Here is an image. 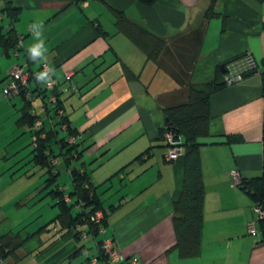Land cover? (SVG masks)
<instances>
[{"label": "crops", "instance_id": "crops-1", "mask_svg": "<svg viewBox=\"0 0 264 264\" xmlns=\"http://www.w3.org/2000/svg\"><path fill=\"white\" fill-rule=\"evenodd\" d=\"M7 1L19 9L15 29L23 36L22 47L35 42L29 28L42 21L46 66L54 68V79L61 87L75 88L74 92L61 91L60 97L73 125L86 132L88 145L84 143L82 157L120 154L111 175L118 179L121 194L107 204L102 201L105 208L116 207L108 211L104 235L126 256L121 264H130L133 257L138 264H264L260 231L250 236L246 229L255 217L254 203L233 181L234 173L248 178L262 172L264 96L260 75L246 76L210 98L208 139L218 143L200 147L204 184L200 252L180 257L174 247L173 201L180 193L183 159L164 160L166 147L157 140L164 115L139 78L125 74L126 69L144 82L152 76L150 90L161 92L165 86L185 89L190 83L211 81L220 64L246 53L260 65L264 60V2L216 0L213 9L218 14L207 18L210 0H157L152 4L84 0L78 5L69 3L71 0ZM116 10L164 41L154 76L145 52L117 31ZM15 55L5 54L0 45V82L11 66L24 65L25 59ZM67 72L71 73L69 82L64 81ZM65 92L75 98L64 99ZM16 101L14 97L5 100L0 88V127L11 115V104L16 108ZM67 102L74 113L66 108ZM226 135H238L240 140L227 143ZM4 137L0 130V139ZM150 146V155L136 160ZM7 151L0 146L1 157ZM111 187L116 184L111 182ZM69 240L70 250L80 245L71 235L60 239ZM19 250L24 251V245ZM14 261L8 257L0 264Z\"/></svg>", "mask_w": 264, "mask_h": 264}, {"label": "trees", "instance_id": "trees-1", "mask_svg": "<svg viewBox=\"0 0 264 264\" xmlns=\"http://www.w3.org/2000/svg\"><path fill=\"white\" fill-rule=\"evenodd\" d=\"M2 1L0 20L2 17H6L7 23L4 25L0 24V45L5 54L17 51V54L15 55L14 53V55H20L25 59L22 66L25 67L29 74L27 85L20 88L19 93L15 95L22 100L20 115H18L16 123L19 126H27L32 136H36L35 145H33V142L31 143V156L35 165L45 168L44 173L47 176L44 181L45 187L50 188L49 194L56 200L55 204L58 208V213L54 217V223L56 224V231L59 232L58 238L61 239L71 235L73 242L76 243L82 240L83 235H85V239L90 235L95 241L97 252L91 254L83 242L74 248L72 255H85L87 264H91V259L93 258L97 260V263L111 264L102 249L103 240L111 238L106 237L105 233L99 237L98 228L101 226L106 230L108 211H112L116 207L109 206L105 208L100 198L101 194L97 192L96 186L91 181L90 173L85 168L73 167L69 169L71 188L67 189L57 182L59 170L56 168V163L55 165L52 163V159L55 161L56 156L61 155L66 166L69 167L72 158H80L85 149L83 143L85 142V132H80L66 114L63 100L60 97L61 93H63L61 92L63 91L61 84L52 90H48L34 80L33 74L42 70V64L39 63L38 67L33 69L31 66L34 63L28 60L25 49L23 47L17 49L18 42L23 39V36L17 34L15 29L19 9L7 0ZM82 1L84 0H71L69 3L78 5ZM136 1L152 4L157 0ZM256 1L264 2V0ZM215 2L216 0H210L209 8L205 11L207 18L218 14L213 9ZM114 23L117 31L124 33L145 52L150 72L154 76V73L158 71L156 61L164 41L145 28L131 22L121 11H115ZM99 34L104 35L102 31H99ZM243 56L244 54L234 58L225 63V66L240 62L239 60ZM225 70L226 68L222 72L220 66H218L215 70L214 78L205 83H190L185 89L165 86L166 89L164 91L156 92L155 90L154 92L150 90L152 76L147 82H144L139 75L133 76L125 69V74L128 77L139 78L145 91L155 98L157 106L164 115L165 124L159 129L157 140L167 147L164 134L172 132L175 137L181 138L182 141L184 153L181 157L183 159L181 188L178 197L173 201V228L176 238L174 247L180 257H192L200 252L204 195L200 147L207 143H218L213 141L212 138L208 139L211 119L209 103L214 93L227 86L224 82ZM255 73L260 75L261 92L262 96H264V60L261 61L260 65L257 64V68H248L243 71L242 75L246 77ZM27 94L30 97H27ZM49 94L56 96V106L53 109L46 102ZM35 97L41 99L42 108L49 118H43V124L39 129L33 128L39 115L37 112L31 113V110L36 111L33 106ZM59 110L62 113H59ZM62 125L65 126L64 129L61 128ZM41 133H44L43 137L40 136ZM59 133L63 135L60 136ZM71 137L75 138V142H69ZM224 140L227 143H233L238 142L240 137L238 135H226ZM262 142H264V125H262ZM55 147L58 148V153H56ZM152 149L153 146L145 149L136 157V160L143 161L144 156L147 158ZM236 186L251 197L254 205L264 207V164H262L260 175L240 178V182ZM66 195L69 197L68 201L65 200ZM98 211H101L103 216L100 222L96 223L92 221V217ZM258 231L261 233V241H264V220L258 222ZM26 239L27 237H23L20 231H10L0 235V261L8 257H14L15 264L16 259H18L16 251L24 245ZM111 240L113 241V239ZM113 246L117 247L114 243Z\"/></svg>", "mask_w": 264, "mask_h": 264}, {"label": "rangeland", "instance_id": "rangeland-1", "mask_svg": "<svg viewBox=\"0 0 264 264\" xmlns=\"http://www.w3.org/2000/svg\"><path fill=\"white\" fill-rule=\"evenodd\" d=\"M2 4L3 1L0 0V7ZM6 19V17H2L0 24L4 25L7 22ZM0 88L2 91L1 82ZM73 95L68 92L62 94L66 100L71 97L72 99L75 98ZM3 97L8 100V97ZM14 98L18 101L21 100L18 96H14ZM18 101H16V108L12 107L11 104V115L4 120V125L0 127V130L5 132L4 139H0V146L6 147L8 150L4 153V157L0 156V235L10 231H20L23 237H27L24 243L25 250L18 249L16 251L17 264H87L85 255H72L73 250H70L68 246L72 245V241L61 242L58 238L59 232L56 231V224L54 223V217L58 213L56 200L49 194L50 188L45 187L44 181L47 177L44 173L45 168L35 165L32 160L31 143L33 136L29 128L19 126L16 123L18 116L15 113L20 115L22 106V101L20 103ZM41 103L40 98L35 97L33 100V106L38 115L43 114ZM67 103L68 111L74 113L73 110H69L71 104ZM74 115H72L73 121ZM76 128L80 129L79 127ZM59 135L63 134L59 133ZM85 135L88 136L89 132L87 131ZM55 151L58 153V148L55 147ZM119 155L118 153L113 154V152L109 153L108 156L98 154L91 158H85L81 155L78 159L72 158L69 167L66 166L63 156L58 155L55 158L56 168L59 170L57 182L70 189L69 169L84 167L90 173L91 181L96 186L98 193L101 194L102 200H105V204H107L112 197L116 198L115 196L120 193L117 191L118 179H112L113 176L111 175L116 169L115 163L118 161ZM83 162L85 163L84 166L82 165ZM52 163L55 165L54 162ZM111 182L116 184V188L111 187ZM102 235L99 234V237ZM83 242L91 254L97 252L92 236L89 235V239L77 241L78 244Z\"/></svg>", "mask_w": 264, "mask_h": 264}, {"label": "built area", "instance_id": "built-area-1", "mask_svg": "<svg viewBox=\"0 0 264 264\" xmlns=\"http://www.w3.org/2000/svg\"><path fill=\"white\" fill-rule=\"evenodd\" d=\"M22 40H20L17 44V49L22 48ZM17 54V51L14 52ZM240 62L231 63L225 66V74H224V82L227 84V86L238 83L241 81L244 77L242 75V72L247 70L248 68H257V63L253 59V57L250 54H244ZM47 67L45 64H42V70ZM71 77V73L67 72L64 74V81L69 82ZM29 74L28 71L25 69L24 66L19 64H14L10 67L8 70L6 78L2 81V94L5 97L12 98L13 96L17 95L20 91V88L24 87L28 83ZM59 84L58 81H56L53 77V83L49 86H45L46 89L52 90ZM63 91L68 92H74L75 88L71 85H67L63 88ZM27 97H30L27 94ZM47 105L50 108H55L56 106V96L53 94H49V96L46 98ZM32 114L36 112L35 110H31ZM59 113H62L61 110L58 111ZM48 118L47 114L45 112L42 116H38V118L35 120L34 129H39L42 126L43 118ZM49 119V118H48ZM62 129L65 128V126L62 125ZM41 137L44 136V133H41ZM164 139L166 142V154H165V160L169 162H175L179 158L182 157L184 153V148L182 146L181 138L175 137V134L172 132H166L164 134ZM33 145L36 143V136H33ZM69 142L73 143L75 142V138L71 137L69 138ZM52 162L55 163V161L52 160ZM233 181L234 184H238L240 182V176L237 173L233 174ZM65 200L68 201L69 197L66 195ZM253 212L255 217L251 219L247 225V233L252 236H256L258 234V222L260 220H264V207H261L259 205L253 206ZM102 212L98 211L96 212L93 217L92 221L99 223L102 219ZM99 234H104L105 229L101 226L98 228ZM82 239H85V235L82 236ZM102 249L104 251V254L108 257L111 264H121L124 261H126V256L123 254L120 248L113 246V241L111 239H105L102 242ZM91 264H97V260L95 258L91 259ZM130 264H138V259L133 257L130 259Z\"/></svg>", "mask_w": 264, "mask_h": 264}, {"label": "clouds", "instance_id": "clouds-1", "mask_svg": "<svg viewBox=\"0 0 264 264\" xmlns=\"http://www.w3.org/2000/svg\"><path fill=\"white\" fill-rule=\"evenodd\" d=\"M44 24L43 22H33L30 25L29 31L34 38L28 48L25 49L27 58L33 63L43 62L45 65L48 63L47 48L45 45L44 36ZM55 76V70L52 67H45L43 70L35 72L33 74L34 80L41 86H49L53 83V77Z\"/></svg>", "mask_w": 264, "mask_h": 264}, {"label": "water", "instance_id": "water-1", "mask_svg": "<svg viewBox=\"0 0 264 264\" xmlns=\"http://www.w3.org/2000/svg\"><path fill=\"white\" fill-rule=\"evenodd\" d=\"M220 69H221L222 72H224V69H225V64L224 63L220 64Z\"/></svg>", "mask_w": 264, "mask_h": 264}]
</instances>
